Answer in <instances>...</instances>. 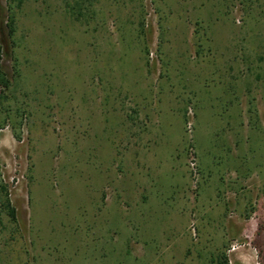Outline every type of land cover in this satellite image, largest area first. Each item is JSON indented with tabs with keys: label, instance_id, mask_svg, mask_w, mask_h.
I'll return each mask as SVG.
<instances>
[{
	"label": "rangeland",
	"instance_id": "1",
	"mask_svg": "<svg viewBox=\"0 0 264 264\" xmlns=\"http://www.w3.org/2000/svg\"><path fill=\"white\" fill-rule=\"evenodd\" d=\"M0 46V264H264V0H0Z\"/></svg>",
	"mask_w": 264,
	"mask_h": 264
},
{
	"label": "trees",
	"instance_id": "2",
	"mask_svg": "<svg viewBox=\"0 0 264 264\" xmlns=\"http://www.w3.org/2000/svg\"><path fill=\"white\" fill-rule=\"evenodd\" d=\"M15 23H16V21H15L14 16L10 17V20H9V24L10 25L9 26H10V32H11V34L15 33V27H14ZM2 50L3 49L0 46V56H1ZM0 85L8 86V80L6 79L4 73L1 72V71H0ZM5 202H6L5 208L8 210L10 217L13 220H15V218H16L15 209L11 207V204H10V201L9 200H6ZM221 264H227V260H226L225 257H224V261L221 262Z\"/></svg>",
	"mask_w": 264,
	"mask_h": 264
}]
</instances>
